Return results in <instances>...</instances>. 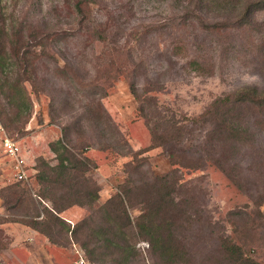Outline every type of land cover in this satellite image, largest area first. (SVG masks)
Segmentation results:
<instances>
[{
	"label": "rangeland",
	"instance_id": "374dc122",
	"mask_svg": "<svg viewBox=\"0 0 264 264\" xmlns=\"http://www.w3.org/2000/svg\"><path fill=\"white\" fill-rule=\"evenodd\" d=\"M182 1L102 0V4L93 7V12L99 18L106 12H122V19L131 26L158 20L161 23L164 17V23L173 24L175 20L167 18L172 19L180 13ZM218 11H206L205 20L216 18ZM67 13L63 0H0V36H4L5 31L11 37L21 27L35 32L66 29L71 21ZM161 27L159 31H152L148 42L141 47L150 64L144 77L137 78L139 98L131 93L129 80L120 75L111 80L108 94L101 100L131 149L147 150L132 157L130 154L124 156L110 150L88 148L85 154L96 162L89 175L97 183L98 198L94 203L72 205L59 212L62 223L50 214L48 230L52 239L28 222L32 219L45 221L49 217L47 210L51 208V202L36 195L39 185L34 176L40 157L50 163L55 162L48 144L60 136V127L55 121L50 122L49 97L41 90L34 93L30 84L25 83L32 99V113L24 128H7V133L19 142L27 163L26 179H15L0 143V264H76V248H80L94 264H119L118 259L105 254V247L90 257L79 243L84 240V234L79 233L78 239H72L66 227L88 217L92 218L91 229L109 228L110 224L100 218L98 208L119 191V185L126 184V163L134 165L140 159L147 163L140 168L141 173L133 177L135 184L144 188L157 182L154 175L179 168L176 177L168 179L178 192L174 194L177 207L184 208V212L171 208L166 210V216L176 220L179 227L177 238L185 248L183 261L178 264H241L245 259L264 264V113L250 112L249 118L256 121L255 139L241 146L236 156L240 173L236 180L242 187L206 158L202 145L209 127L191 121L216 97L245 85L264 88V5L255 9L251 22L235 29L234 35H219L193 24L192 34L187 35L191 40L196 37L203 44L201 50L196 49L192 54H205L208 67L205 74L182 68L181 59L172 55L169 58L179 64L168 63L169 52H166L165 45L172 40L173 33H169L170 29L165 33L166 28ZM80 45L79 38H74L69 40L68 46L59 41L53 48L43 50L39 47L37 53L42 57L38 63L42 68L40 74L64 86L58 73L51 74L43 69L41 62L51 69L56 65L52 57L43 54L53 55L57 64L62 66L61 54L67 55ZM95 49L99 51L100 44L96 43ZM6 69L14 74L17 66L10 63ZM160 117L161 120L172 119L176 126L183 125V137L166 141L167 137L160 138L159 129L156 136L166 142L149 147L152 141L148 126L160 123ZM0 118L9 124V105L1 93ZM169 154L177 162L196 164L191 167L173 165ZM15 186L18 192L14 195L10 190ZM16 196H20V202L16 201ZM129 212L134 222L140 213V205L129 207ZM186 215L190 216L188 221ZM134 231L133 223L129 227V243L137 254L131 251L127 264H167ZM225 238L238 246L233 255L227 254L222 247V239Z\"/></svg>",
	"mask_w": 264,
	"mask_h": 264
},
{
	"label": "trees",
	"instance_id": "16d2710c",
	"mask_svg": "<svg viewBox=\"0 0 264 264\" xmlns=\"http://www.w3.org/2000/svg\"><path fill=\"white\" fill-rule=\"evenodd\" d=\"M101 1L63 0L71 20L66 29L35 32L21 27L11 37L5 31L4 36H0V93L9 105V124L0 118L5 131L7 132V128H24L30 118L33 104L25 87L26 82L34 93L41 90L49 97L50 122L55 121L60 127V136L48 144L54 153L55 162L50 163L40 157L34 176L39 185L36 195L51 202V208L47 210L49 217L45 221L32 219L28 222L49 239H52L48 230L50 214L62 223L59 212L72 205L84 206L94 203L98 198L97 183L89 175L91 168L96 167V162L85 154L88 148L110 150L124 156L130 154L132 157L147 150L131 149L128 140L101 100L108 94L111 80L120 75L129 80L131 93L139 98L137 78L144 77L150 64L145 50L141 47L148 42L151 32L159 31L161 26L166 28L165 33L170 29L169 33H173V38L165 45L168 50L166 52H169L168 63L179 64L169 58V55H172L181 59L182 68L205 74L208 69L205 54H192L196 49L201 50L203 44L196 37L191 40L187 35L192 34L193 24L196 23L203 29L219 35H234L235 29L247 26L255 9L264 5V0H183L179 8L180 13L172 19L167 18L170 21L175 20L173 24L164 23V17L161 23L158 20L131 26L122 19V12H106L102 18L95 17L93 7L102 4ZM208 10H219L217 17L205 20L204 13ZM141 25L144 27L139 30ZM74 38H79L81 45L67 54L69 56L66 53L61 54L62 66L57 64L53 55L48 52L41 53L52 57L56 64L51 69L41 62L43 69L51 74L58 73L60 78H63L64 86L42 76V68L38 66L42 57L37 53V49L53 48L59 41H64L68 46L69 40ZM96 43L100 44L99 51L95 49ZM10 63L17 66L14 74L6 69ZM159 85L156 84L161 87ZM255 110L264 113V88L245 85L232 93L214 98L202 113L191 118L192 123L199 122L202 126L209 127L202 145L206 158L239 187H242V184L236 180L240 176L236 156L241 146L255 139L256 121L249 118L250 112ZM161 119L160 117V123L148 126L152 141L149 147L183 137V125L176 126L172 119ZM159 129L160 138L167 137L166 141L156 136ZM169 159L173 165L182 167L196 164L172 160V154H169ZM145 163L147 161L142 159L134 165H131L132 162L126 163V184L119 185V191L98 208L101 212L100 218L110 224L109 228L91 229L92 218L88 217L73 226L67 224L66 230L70 238L78 239L79 233L84 234V240L79 243L90 257H94L105 247L106 255L118 259L119 264H127L131 251L132 254H137L129 243V227L134 223L136 235L147 241L153 253L162 261L167 264L183 261L185 248L177 238L178 224L176 220L166 216L168 208L184 212V208L177 207L174 194L178 192L168 179L176 177L175 173L179 168L175 167L173 171L163 175H154L157 182L144 188L135 184L133 176L141 173L140 168ZM10 191L14 195L18 192L16 186ZM20 200V196H16V201ZM137 204L140 205V213L133 222L129 207ZM189 218L190 216L186 215L187 221ZM222 247L229 255H233L238 249V246L226 238L222 239ZM241 264L259 263L245 259Z\"/></svg>",
	"mask_w": 264,
	"mask_h": 264
},
{
	"label": "built area",
	"instance_id": "2783aa9c",
	"mask_svg": "<svg viewBox=\"0 0 264 264\" xmlns=\"http://www.w3.org/2000/svg\"><path fill=\"white\" fill-rule=\"evenodd\" d=\"M0 143L4 155L9 159L10 167L13 175L17 181L26 179L27 177V163L22 154L21 147L18 140L10 137L5 131L0 122ZM75 263L76 264H94L85 257L84 252L80 248L75 249Z\"/></svg>",
	"mask_w": 264,
	"mask_h": 264
}]
</instances>
